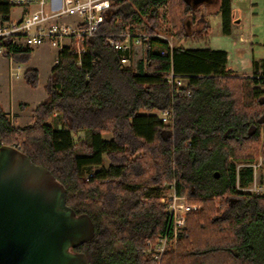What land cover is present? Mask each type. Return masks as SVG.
<instances>
[{
	"label": "trees",
	"instance_id": "16d2710c",
	"mask_svg": "<svg viewBox=\"0 0 264 264\" xmlns=\"http://www.w3.org/2000/svg\"><path fill=\"white\" fill-rule=\"evenodd\" d=\"M163 3L170 4L177 29L170 55L151 52L134 71L120 66L101 36L85 41L88 52L80 67L76 56L63 51L31 125L14 127L0 105V146L15 147L50 171L65 189L66 204L89 216L94 236L73 249L88 264H156L139 251L165 230L161 184L173 181L177 194L200 209L187 214L183 235L160 264H264V197L236 188L237 180L248 184L251 170L239 169L237 178L235 166L259 156L264 164V90L257 87L264 79L232 83L224 51L183 47L182 41H203L210 32L200 16L201 30L186 34L184 20L193 16L184 0H117L99 32H116L144 18L146 30L156 32L155 7ZM224 6L218 15L227 35L229 0ZM9 11L0 0V16ZM117 18L120 26H114ZM31 51H15L12 60L26 63ZM170 69L186 76L184 89L170 90L164 83ZM23 79L38 86L35 69L25 70ZM171 105L173 126L159 117ZM54 114L59 129L49 123ZM83 131L90 133L89 141L73 139Z\"/></svg>",
	"mask_w": 264,
	"mask_h": 264
},
{
	"label": "built area",
	"instance_id": "2783aa9c",
	"mask_svg": "<svg viewBox=\"0 0 264 264\" xmlns=\"http://www.w3.org/2000/svg\"><path fill=\"white\" fill-rule=\"evenodd\" d=\"M10 7L6 17L0 16V53L7 54L11 62L10 75L20 77V70L12 60L15 51L32 50L48 46L57 50L56 63L66 51L76 56V65L81 66L82 57L88 52L85 41L101 36L105 44L118 56L122 68L137 71V62L145 64L148 55L157 51L161 56L170 55V41L155 32L136 31L138 25L129 24L116 32L100 33L105 16L117 0H5ZM14 10V11H13ZM114 26H120L119 18ZM161 41L164 46L154 44ZM170 90L178 91L187 85L186 76L175 74L172 69L164 77ZM55 116V114H54ZM161 122L173 126L172 105L159 114ZM251 170V179L246 185L236 182V188L256 197H264V164L259 158L254 163L236 166L237 178L241 168ZM159 203L164 207L166 227L155 241H146L139 251L156 264H160L165 252L176 246L186 228V216L194 206L176 192L175 182L163 184Z\"/></svg>",
	"mask_w": 264,
	"mask_h": 264
},
{
	"label": "water",
	"instance_id": "95a60500",
	"mask_svg": "<svg viewBox=\"0 0 264 264\" xmlns=\"http://www.w3.org/2000/svg\"><path fill=\"white\" fill-rule=\"evenodd\" d=\"M190 24L186 18V34ZM93 236L91 219L66 204L50 171L15 147L0 146V264H88L73 249Z\"/></svg>",
	"mask_w": 264,
	"mask_h": 264
},
{
	"label": "rangeland",
	"instance_id": "374dc122",
	"mask_svg": "<svg viewBox=\"0 0 264 264\" xmlns=\"http://www.w3.org/2000/svg\"><path fill=\"white\" fill-rule=\"evenodd\" d=\"M131 4L135 7L133 3ZM232 6L235 14L238 15L236 18L238 24L236 25L241 26L240 28L242 31L244 30V32L250 30L256 43H264V0H239L238 2L235 0ZM155 9L158 17V27L155 33L167 38L172 47H175L177 42V29L174 27V23L172 22L170 15V4L163 3L155 7ZM201 10H203L202 7L201 9L191 11V15L193 17H186L191 19L190 33L187 35L190 36L193 32L201 30L202 23L199 17L202 16L203 18H206L210 25V32L208 33L206 40L193 42L192 39L188 38L181 42L182 46L185 48L208 47L210 49H222L224 47L223 43L225 42V39L221 34L222 29L219 16H215V13H204L201 12ZM146 20L147 18H144L142 22L130 21L126 25L129 24L131 27H133L132 24L134 26L138 25V27L134 28V30L147 32ZM57 53L56 49L47 46H41L38 49L31 51V56L28 62L22 64L16 63L21 68L19 79H15L14 77L10 78L8 75V69L5 73V68L3 67L4 64H2V73L0 72V74L5 77L6 80L3 79L2 91L0 90V105L14 127L20 128L32 124V111L38 103L42 102L47 96L45 83L49 76V69L57 58ZM140 59L137 60L136 58L135 61L139 62ZM28 68L38 70V86L36 88H32L27 85L23 79V74ZM262 89H264V87ZM49 123L55 128L62 127L60 118L56 116H53L49 120ZM262 130V136H264V127ZM86 133L89 132H79L78 134H74L72 137L74 140L79 138L89 141L90 133L89 135ZM103 138L108 140L110 136L104 134ZM259 158L261 157L259 156ZM104 164L107 165V162L105 161ZM243 164H245V162H238L235 163V166ZM185 198L189 204L194 206L191 212H195L200 209V205L192 203L187 197Z\"/></svg>",
	"mask_w": 264,
	"mask_h": 264
},
{
	"label": "crops",
	"instance_id": "0c3cea01",
	"mask_svg": "<svg viewBox=\"0 0 264 264\" xmlns=\"http://www.w3.org/2000/svg\"><path fill=\"white\" fill-rule=\"evenodd\" d=\"M234 1L235 0H229V9L232 14L229 33L227 35L223 34L221 30V34L224 36V39H225V42L223 43L224 47L222 49H212V50L224 51L226 53L227 68L231 72L230 79L232 80V83H236V81L238 80L243 81L246 79H253V78H257V79L263 78L264 79V76H262V69H261L262 67L261 65L264 63V43H256L254 40L253 34L250 30H248L247 32H244V30L243 31L241 30L240 28L241 26L236 25L238 24L237 23L238 21L236 20L238 15L235 14V11L232 6ZM238 1L239 0H237V2ZM185 3L190 7L192 11L201 9L202 7L203 10H201V12L215 13L216 14L215 16H217L218 13L222 11V8L225 7L224 0H191L189 2L185 1ZM38 48L39 47L34 48L32 49V51ZM188 49H203V48H190L189 47ZM139 63L140 62H137V65ZM2 64H4L3 67L5 68V73L8 69V75L10 78H12V76L10 75L11 62L0 53V72L1 73H2L1 71ZM55 65H56V60L54 61V64L51 65L49 69V75H50L51 69ZM16 66L19 67V70L21 73L20 66L17 64ZM19 78H15V79H19ZM3 79H5V77H3L0 74V90L1 91H2ZM257 87L262 89L264 85H258ZM55 116L59 117L57 115ZM86 134L89 135V133H86Z\"/></svg>",
	"mask_w": 264,
	"mask_h": 264
}]
</instances>
